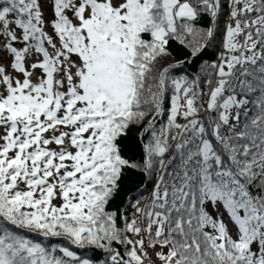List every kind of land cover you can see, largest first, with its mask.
Listing matches in <instances>:
<instances>
[{
	"label": "snow or ice",
	"instance_id": "6c2138e0",
	"mask_svg": "<svg viewBox=\"0 0 264 264\" xmlns=\"http://www.w3.org/2000/svg\"><path fill=\"white\" fill-rule=\"evenodd\" d=\"M0 264H264V0H0Z\"/></svg>",
	"mask_w": 264,
	"mask_h": 264
},
{
	"label": "trees",
	"instance_id": "16d2710c",
	"mask_svg": "<svg viewBox=\"0 0 264 264\" xmlns=\"http://www.w3.org/2000/svg\"><path fill=\"white\" fill-rule=\"evenodd\" d=\"M173 54L176 55L177 58H179L180 55H183V53H180L176 50H174ZM136 131V128H132L128 137L129 143L126 154L132 159H139L140 156V151L135 140ZM138 179L139 177L135 173H129V175L126 177L125 183L128 186H132L138 181Z\"/></svg>",
	"mask_w": 264,
	"mask_h": 264
}]
</instances>
